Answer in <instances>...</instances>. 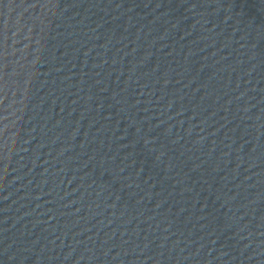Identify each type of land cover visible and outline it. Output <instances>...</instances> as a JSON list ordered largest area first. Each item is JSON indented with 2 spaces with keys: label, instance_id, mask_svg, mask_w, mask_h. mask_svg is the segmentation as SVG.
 <instances>
[{
  "label": "water",
  "instance_id": "95a60500",
  "mask_svg": "<svg viewBox=\"0 0 264 264\" xmlns=\"http://www.w3.org/2000/svg\"><path fill=\"white\" fill-rule=\"evenodd\" d=\"M264 222V0H0V264H156Z\"/></svg>",
  "mask_w": 264,
  "mask_h": 264
}]
</instances>
